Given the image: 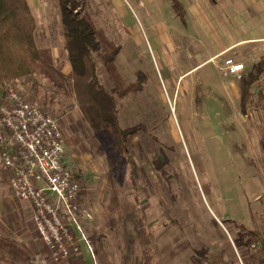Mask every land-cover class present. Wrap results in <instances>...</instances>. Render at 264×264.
Masks as SVG:
<instances>
[{"label": "rangeland", "instance_id": "1", "mask_svg": "<svg viewBox=\"0 0 264 264\" xmlns=\"http://www.w3.org/2000/svg\"><path fill=\"white\" fill-rule=\"evenodd\" d=\"M61 1L28 0L41 11L35 13L36 46L50 51L55 68L66 76L63 70L71 66L64 50ZM74 1L80 18L87 15L100 32L92 60L104 90H116L105 69L114 51L125 86L136 81V72L144 75L141 93L117 100L121 127L144 129L129 141L130 164L118 153L110 131L90 130L67 82L35 74L5 84L17 85L27 100L38 102L57 120L68 165L82 182L80 221L93 257L81 241L82 257L52 258L32 212L20 204L27 241L37 256L34 264H251L256 260L249 252L252 242L233 222L264 232V77L254 86L262 97L253 94L246 105L236 93L238 79L206 86L193 78L181 86L171 84L156 66L145 29L148 10L155 11L156 20L173 21L168 0H120L119 14L110 0ZM121 17L133 25L132 42L142 39L138 49L121 29ZM173 23L180 29L178 19ZM4 190L1 200L11 198L13 214L20 206ZM12 214L11 228L18 232L19 217Z\"/></svg>", "mask_w": 264, "mask_h": 264}, {"label": "trees", "instance_id": "2", "mask_svg": "<svg viewBox=\"0 0 264 264\" xmlns=\"http://www.w3.org/2000/svg\"><path fill=\"white\" fill-rule=\"evenodd\" d=\"M176 16L182 20V8L179 0H168ZM62 25L64 27V50L71 66V72L64 76L61 70L55 68V60L48 50H40L35 43L36 21L28 6L27 0H0V88L6 83L35 74L45 79L57 77L67 82L69 93L74 96L80 113L90 130L98 134L110 131L114 136L118 153L130 164L132 159L128 153L129 141L144 128L142 125L121 127L118 119L117 100L129 95L141 93L144 89L145 77L136 72V81L125 86L114 65L113 56L108 58L105 69L116 85V90L107 93L98 81L96 63L92 54L99 50L96 30L92 20L77 11L74 0L60 2ZM254 74L241 77L239 94L243 105L249 103L253 94L262 97L261 90L254 86L264 77V58L254 67ZM53 83V79L51 80ZM76 175V174H75ZM77 179L78 176L76 175ZM80 198L79 203H81ZM228 225L229 221H222ZM170 223H164L167 227ZM233 227L243 230L250 242L260 246V259L264 264V232L257 229L249 230L239 223L233 222ZM98 249L96 254H98ZM35 256L24 245L11 237L0 234V264H34Z\"/></svg>", "mask_w": 264, "mask_h": 264}, {"label": "built area", "instance_id": "3", "mask_svg": "<svg viewBox=\"0 0 264 264\" xmlns=\"http://www.w3.org/2000/svg\"><path fill=\"white\" fill-rule=\"evenodd\" d=\"M243 64L224 61L222 75L240 79ZM17 85L0 88V185L33 214L37 234L55 260L82 257L83 241L93 257L81 221L82 182L70 169L57 120ZM255 261L260 246L249 245Z\"/></svg>", "mask_w": 264, "mask_h": 264}, {"label": "crops", "instance_id": "4", "mask_svg": "<svg viewBox=\"0 0 264 264\" xmlns=\"http://www.w3.org/2000/svg\"><path fill=\"white\" fill-rule=\"evenodd\" d=\"M110 2L118 13V7L122 8L120 0ZM179 2L182 20L176 14L170 15V19L173 21L178 19L180 29L173 26V21L164 23L156 20L153 15L155 11L148 10V17L145 16L147 18L145 29L150 34L149 46L154 54L156 66L159 72H165L166 80L173 82L174 85L178 83L179 86L191 78L199 80L205 86L212 82L217 84L221 79L234 80L236 78L221 76V69L227 59H231L234 64H243L242 77L249 76L254 66L264 58V0H179ZM27 3L37 25L36 14L40 15V8L37 10V6L30 4L28 0ZM119 25L127 36L132 38V42L133 25L125 23L122 17ZM172 27H175V30ZM135 31L139 34L138 29ZM169 32L177 34L175 40L171 39ZM136 41L137 43H132L134 48L138 49L136 45L141 44L142 39L137 37ZM63 72H67L68 75L71 67L64 69ZM214 74L217 75L216 78ZM173 77L176 79L173 80ZM236 93H239L237 88ZM1 191L6 192L2 184L0 194ZM1 198L0 196L4 214L0 215V234L9 235L16 242L24 244L37 257L27 241L24 228L26 214L21 207L24 203L17 201L20 207L13 212L19 217L21 229L17 232L13 226L11 228L10 223L11 198L7 200L4 197L3 201Z\"/></svg>", "mask_w": 264, "mask_h": 264}]
</instances>
